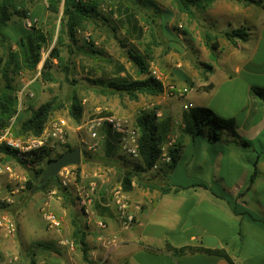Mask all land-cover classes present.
<instances>
[{"label":"crops","instance_id":"0c3cea01","mask_svg":"<svg viewBox=\"0 0 264 264\" xmlns=\"http://www.w3.org/2000/svg\"><path fill=\"white\" fill-rule=\"evenodd\" d=\"M158 3V0H113L111 6L117 4L116 14L100 8L96 22L87 30L78 31L70 59L75 65L73 79L78 82L88 78L93 83L146 78L139 75L126 50L133 49L145 57L146 50L151 53L155 45L151 24L155 26L151 21L149 24V17L157 10ZM201 13L202 33L211 35L218 47L213 52L205 40L202 43V62L213 70L202 72L199 77L193 72L192 60L188 57L181 61L171 54L159 53L158 61L165 69L156 68L163 74L165 92L162 95H139L137 100H131L125 94L111 93L107 87L93 83L95 95L87 110V100H83L82 120L100 116V111L106 109L135 123L141 110L150 111L155 107L159 132L164 138L177 137L179 158L174 166L159 162L149 171L136 170L132 191H124L136 219L129 230H123L113 193L122 187L125 172L134 170L137 161L122 154L117 133L110 128L102 130L103 138L98 146L88 150L81 163L83 183L97 185L90 219L77 204L74 185L67 188L68 200L60 196V200H54L50 194L58 193L57 189L45 191L48 197L41 199L40 213L47 204L62 223L59 230L46 226L49 239L58 240L60 248L52 251L47 245L41 247L40 253H51L53 264H69L73 259L71 253H80L71 238L73 218L79 219L86 231L93 263L105 252L99 236L108 234L117 235L119 245L109 251L104 264H264V98L253 91L255 87L264 88V0L261 6L246 0H215ZM237 29L246 31V40L234 37L231 40L226 36ZM155 30L164 41L165 31L158 21ZM84 31L91 35L92 44L85 41ZM192 50L190 46L189 51ZM148 65L152 71L154 63ZM168 85L187 88L189 92L185 97L169 96ZM185 105L207 107L223 118H234L239 134L250 144H241L227 132L218 140H210L204 134L187 135L182 126ZM77 126L84 131L80 142L81 138L93 141L83 124ZM3 159L16 170L11 187L27 179L26 172L12 155H4ZM255 170L257 175L251 182ZM166 187L173 190L163 193L161 189ZM45 192H33L31 197L37 201L40 199L37 194ZM30 209L34 212L35 207ZM20 211L16 215H19L21 232L31 229L33 233V223L21 220ZM251 215L260 221L253 220ZM96 219L107 224L105 231L99 229ZM20 236V243L25 241L22 246L26 247L25 235ZM0 241L4 255L18 253L16 234L9 238L0 235ZM187 248L195 251L173 252ZM208 250L223 251L230 260ZM37 259L36 264L46 262ZM24 262L29 263L27 259Z\"/></svg>","mask_w":264,"mask_h":264},{"label":"trees","instance_id":"16d2710c","mask_svg":"<svg viewBox=\"0 0 264 264\" xmlns=\"http://www.w3.org/2000/svg\"><path fill=\"white\" fill-rule=\"evenodd\" d=\"M10 1L3 0L0 3V76L4 80V90L0 95V132L9 124L10 120L17 115V102L15 97L11 96V92L15 91L13 83L15 77L23 72H38L41 78L48 83H55L57 81L53 74V70L58 67L62 70L66 80L76 82L70 78L71 57L74 54L73 45L77 43L78 31L86 30L89 25L96 22L100 16V6L104 0H45L48 3V9L52 13H62L59 23L58 33L55 30L43 31L41 29L33 28L30 31H24L17 40L9 37L6 29L12 20V7ZM180 12L188 15L191 18L195 17V10H206L215 0H174ZM247 3H253L261 6L262 0H246ZM16 13H20L15 9ZM25 15V13H23ZM150 19V17H149ZM151 20V19H150ZM155 27L157 21L151 20ZM63 35L68 37L70 41L66 45L68 52V59L62 55L61 47L64 46ZM226 36L231 40L232 38H240L241 40L247 39V33L243 29H237L232 33H227ZM204 40L207 46L214 52L217 50V44L213 42L212 36L209 34L204 35ZM123 48H127L123 41H120ZM49 49L47 57H43V51L46 47ZM126 53L131 63L139 70V75H146L144 79H122L110 81H95V86L101 85L108 88L111 93L125 94L131 100H137L139 95L159 96L165 92V86L162 81L158 80L152 75L147 58L133 49L126 50ZM42 63V68L38 70L39 65ZM209 71L213 70L212 66L204 65ZM253 91L259 96L264 98V88L255 87ZM63 104L58 101L54 96L52 99L40 104L36 109H33L30 116L24 119L18 128L16 134L19 137L25 136H39L44 131L45 125L53 114L61 109ZM69 116L77 124L82 122L84 116L83 99L78 95L74 89L69 96L68 106ZM184 132L190 136L207 135L210 140H218L223 132H227L230 136L237 139L243 145H249V141L242 138L237 129V122L234 118H223L219 116L214 110L207 107L190 108L184 113ZM135 125L139 130V153L140 158L134 170L125 172L122 181V188L125 192H131L133 189V180L136 176V170L149 171L153 169L154 165L158 162L161 154L160 146L164 141V136L159 132L157 124V117L154 111L141 110L135 121ZM75 146L67 145L65 149L56 154L55 156L49 155L47 152L38 159L40 162L45 157L43 163L31 171V176L26 182V187L32 192L58 190V195L67 199V188L62 187L59 175L51 178L44 186H42V177L45 169L49 163L57 159L63 153L75 149ZM83 153V151H82ZM12 155L13 152L2 147L0 149L1 162H7L3 159L4 155ZM174 166L179 158L178 151L173 150ZM77 178H81V165L77 166ZM257 173L256 170L251 175V182L254 181ZM172 187L162 188L163 193L170 192ZM69 194V193H68ZM251 218L255 221L253 215ZM72 233L71 238L74 241L77 249L80 251L81 259L85 264H93L90 259V249L86 241V231L79 219H72ZM185 251H195L193 248L183 250H173L174 254H185ZM220 256L229 259L228 255L223 251H212ZM34 256V255H33ZM230 260V259H229ZM31 264H36L34 257L31 258ZM232 264V262H230Z\"/></svg>","mask_w":264,"mask_h":264},{"label":"rangeland","instance_id":"374dc122","mask_svg":"<svg viewBox=\"0 0 264 264\" xmlns=\"http://www.w3.org/2000/svg\"><path fill=\"white\" fill-rule=\"evenodd\" d=\"M3 0H0V3ZM113 0H104L103 5L100 6L104 11L108 10L109 12L117 13V4L111 6ZM144 1V0H139ZM159 3L156 4L158 7L157 10L153 11L152 15H150L151 20H156L162 24L164 41L161 40V36H159L155 27L151 24V20H149V24H151V34L154 35L155 45H153V50L151 53L146 50L147 62H153L154 65L152 67L153 70H157L156 68H163L160 61H158L159 53L164 55L171 54L173 57L180 58L181 61H184L186 57L188 60H192L193 72L197 73L199 77L202 75V72H207V68L204 66L205 64L202 62V43L204 42V35L201 29L202 22V13L201 10H195V17L191 18L188 15L180 12L177 7V4L174 0H158ZM12 7H10V12L12 13V20L9 23V27L6 29L7 34L13 40H17L21 35L24 34V31H30L33 28L41 29L43 31H54L57 35L59 29L60 19L62 17V13L55 14L49 11L48 3L45 0H12L10 1ZM15 9H17L20 13H16ZM35 11V12H34ZM25 13V15L23 14ZM30 13V16L36 21L35 25L32 28L27 27L25 23V18L27 14ZM148 25V24H147ZM87 30V29H86ZM85 35H83L85 41L88 44H92L91 35H89L88 31H84ZM89 35V37H88ZM149 36V35H148ZM151 36V35H150ZM149 36V37H150ZM64 46L61 47L63 51V57L68 58V52L66 49V45L70 43L68 37L63 35ZM152 41V40H151ZM159 42V43H158ZM161 42V43H160ZM49 47H46L43 51V57H47L49 53ZM190 46L193 47L192 51H189ZM188 51V53H187ZM1 55V51H0ZM71 73L70 78H74L75 65H72L71 61ZM42 68V63L39 65L38 70ZM151 71V72H152ZM161 72V71H160ZM162 73V72H161ZM164 73V71H163ZM53 74L56 77L57 81L55 83L45 82L41 75L38 72H23L20 75L15 77V81L13 86L15 87V91L11 96L17 98V121L16 128L19 127L20 123L28 118L33 109H36L40 104L52 99L54 96L57 97L58 101L63 104V107L56 111L52 117H65L70 119L71 130L70 135H73L69 139V144L71 146H75L76 148H80L83 150L82 159H84L86 154L89 151L85 148V146L80 142V136L84 131L78 130V124L73 121L69 116L68 106H69V96L75 89L78 95L87 102L85 103L86 110L88 109V105L90 99L95 95L93 83L87 78L86 80L78 79V82H72L70 80L65 79V75L62 70L56 67L53 70ZM134 75L131 74V77ZM80 80V81H79ZM4 80L0 76V95L4 90ZM170 85H168L169 87ZM30 93L33 96H30ZM169 96L177 97L172 95L169 91L167 92ZM20 95V97H19ZM20 98V99H19ZM21 104V110H20ZM155 107L150 111H155ZM86 117V116H85ZM87 120V119H86ZM86 120H82L81 125L85 123ZM135 124V123H134ZM84 134V133H83ZM75 135V138H74ZM78 137V140H76ZM65 148L61 149L64 150ZM94 153V152H90ZM91 154V155H92ZM20 166V165H19ZM77 166L72 165L69 168L74 175L77 177ZM24 171V169H23ZM25 173V172H24ZM27 180L31 176V171L26 172ZM27 182V181H26ZM26 182H24V188L20 190V193L16 197L15 205L6 209L8 214L12 216L14 219L17 231H16V253L19 257V263L22 264V260H28L31 262L30 257H36L35 260L38 261V257L42 260L45 259L44 264H53L51 253H40L41 247L47 245L52 251H57L60 247L58 244V240L51 241L48 236V231L46 230V221L44 220L42 214L40 213V203L42 200L48 197L47 192L37 194V198L39 200H35V197H31L34 193L27 189ZM77 184H83L82 179L77 178ZM28 193V194H27ZM59 195L54 197V200L58 199ZM60 198H62L60 196ZM42 199V200H41ZM36 203V204H35ZM35 204V205H34ZM34 206V212H31L30 207ZM20 219L25 221H30V224L33 223L32 229L33 233H30L31 229H27L24 233L20 230V222L18 221V216L16 215L17 210H20ZM4 212V209H0V214ZM56 213V212H55ZM22 221V222H23ZM32 232V231H31ZM20 234L25 235L24 240H27L26 247H23V242L20 243L21 236ZM39 250V251H38ZM73 252V251H72ZM79 252V250H77ZM73 259L70 260L69 264H85L82 259L80 253H71ZM34 255V256H33ZM43 255V256H42ZM39 262V261H38ZM75 262V263H74ZM26 263V262H24ZM23 263V264H24ZM28 263V264H29ZM27 264V263H26Z\"/></svg>","mask_w":264,"mask_h":264},{"label":"built area","instance_id":"2783aa9c","mask_svg":"<svg viewBox=\"0 0 264 264\" xmlns=\"http://www.w3.org/2000/svg\"><path fill=\"white\" fill-rule=\"evenodd\" d=\"M35 22L36 21L30 16V13L27 14L25 18L27 27L32 28ZM151 73L158 80L161 81L163 79V74L160 71L153 70ZM168 91L177 97H185L189 89L177 88L174 85H170ZM30 96H33V94L30 93ZM184 109L189 110L190 105H185ZM100 113V116L88 119L83 124V129L86 130L93 141L88 142L86 138H81V143L87 150H94L98 146L99 141L103 138L100 132L105 128H110L118 134V141L122 154L131 160L138 161L140 158L139 130L136 125L132 123L128 117L114 114L106 109L101 110ZM17 117L18 114L12 118L9 124L0 132V149L5 147L12 151L15 161L25 172L37 169L43 163L44 159L46 160L48 158L45 157L42 162L39 161L38 158L43 156L45 152L55 156L61 153L63 151L61 149L69 144L70 130L72 128L70 119L65 117H51L45 125L41 135L19 137L16 134ZM182 126L184 128V123H182ZM176 145L177 137L175 135L166 137L160 146L161 154L157 163L171 164L173 162L172 151L176 150ZM156 164L153 168L157 166ZM71 167L72 166H68L59 173L62 187L69 188L72 185L76 186L77 204L90 219L93 215L92 204L97 185L95 183H90L88 185L77 184V177L69 169ZM16 176V170L13 166L2 163L0 160V209H4V212L0 214V235L8 238L15 236L17 226L6 209L15 205L16 197L20 193V190L24 188V182L27 181V179H23L20 185L11 187L10 185H12V181ZM50 195L51 197H55L58 193L53 192ZM113 201L121 228L123 230H129L135 222L136 215L131 211L129 198L122 187L117 188L113 193ZM135 207L139 210L137 205ZM41 211L48 229L59 230L61 228L62 223L60 219L55 212L48 208L47 204L42 207ZM95 223L101 231L107 229V224L102 219H96ZM99 241L105 249V252L104 255L93 264H104L109 257V251L119 245V237L117 235L101 234L99 236ZM18 261L19 257L16 254H10L8 257L4 255L0 241V264H16Z\"/></svg>","mask_w":264,"mask_h":264},{"label":"water","instance_id":"95a60500","mask_svg":"<svg viewBox=\"0 0 264 264\" xmlns=\"http://www.w3.org/2000/svg\"><path fill=\"white\" fill-rule=\"evenodd\" d=\"M82 163V151L75 148L60 155L57 159L49 163L42 177V186L51 178L57 177L60 171L68 166H79Z\"/></svg>","mask_w":264,"mask_h":264}]
</instances>
